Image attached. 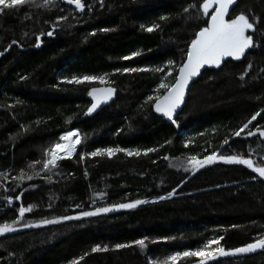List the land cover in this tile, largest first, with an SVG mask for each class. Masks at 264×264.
<instances>
[{
    "label": "trees",
    "instance_id": "obj_1",
    "mask_svg": "<svg viewBox=\"0 0 264 264\" xmlns=\"http://www.w3.org/2000/svg\"><path fill=\"white\" fill-rule=\"evenodd\" d=\"M83 2V12L66 0H56L50 8L25 5L0 12V173H6V178L0 176V223L15 220L20 206H34L17 222L15 232L0 235V264H67L97 243L109 245V250L90 253L80 264H148L215 236H223L222 246L230 249L264 234V180L251 179L256 175L251 169L224 161L197 172L177 167L187 156L202 159L214 150L250 155L264 164V138L231 135L264 110V0H236L230 7V18L240 12L250 21L255 17L254 46L240 59L227 58L219 68L202 69L176 118L178 129L146 102L162 78L160 72L113 70H166L168 60L178 66L187 43L208 18L198 16L196 9L187 14L182 10L202 0H103V6L100 0ZM165 15L169 19L161 21ZM60 16L67 19L58 22ZM153 23L160 28L151 33L140 27ZM132 52L140 55L131 57ZM126 56L130 58L122 59ZM104 73L116 93L85 115L92 102L88 89L103 85H76L62 78ZM175 75L174 68L166 81L174 82ZM257 124L264 126V111L248 130ZM73 128L86 137L76 153L50 171H40L42 163L28 167L42 162L44 150ZM225 137L229 143L222 146ZM188 140L193 142L185 147ZM117 145L157 151L80 159L81 153ZM22 169L40 175L17 181ZM173 188V196L157 199ZM7 197H13L11 204ZM136 199L147 202L78 220L18 226ZM145 236L149 241L144 250L134 245L111 248ZM194 259L181 264H194ZM209 264H264V250L218 257Z\"/></svg>",
    "mask_w": 264,
    "mask_h": 264
},
{
    "label": "snow or ice",
    "instance_id": "obj_2",
    "mask_svg": "<svg viewBox=\"0 0 264 264\" xmlns=\"http://www.w3.org/2000/svg\"><path fill=\"white\" fill-rule=\"evenodd\" d=\"M236 0H202L201 3L188 4L182 11L187 14L190 9H196L198 16L202 14L204 17H208L204 21V26L199 27L198 31L194 32L193 38L186 45V51L184 52V58L182 62L177 66L173 60L167 61V69L163 67L155 69H140V68H116L113 70L114 73H134L140 71H155L162 74L160 82L154 89V94L146 97V102L152 103V107L155 112L162 114L172 124H177L174 115L177 110L181 107L185 100L186 88L190 81L198 76L201 69L204 66H215L219 68L222 61L226 57L240 59L246 54V50L254 46L253 35L248 34L250 30L254 31L255 28V17L253 21L249 20V16L244 12L236 14L232 18H226L230 15V6L235 4ZM56 0H40L37 4V0H0V12L5 9L12 10L17 9L21 6L31 5L42 8L54 7ZM69 5H74L75 9L83 12L86 5L83 0H66ZM101 6H103V0H100ZM67 17L60 16L57 21H64ZM169 16H161V21H167ZM59 24H54L53 27H58ZM141 29L149 33L158 30L160 28L159 23H153L149 26L143 24L140 25ZM100 31L107 32L109 29H101ZM95 32L91 33L94 35ZM41 33L36 36L37 46L41 42ZM47 35H53L52 31H49ZM16 43V41H13ZM11 45H9L10 47ZM7 51V49H5ZM2 54V53H0ZM140 55L139 52H132L131 57ZM130 57H122V59H129ZM248 67H251L249 64ZM176 70L174 82L170 83L166 81L167 77H170L173 73V69ZM247 71V69H246ZM243 76V74H241ZM108 73L101 75H73L69 77H63L62 79L68 83L83 85L91 83H99L102 87H90L87 91V95L91 98V104L87 107L85 115L93 113L101 104L107 103L111 100L116 89L111 86L112 81L108 80ZM20 79H26L22 76ZM154 102V103H153ZM264 110L256 111L250 119L243 123L239 128L232 132L233 137H240L242 135L247 137H253L259 135L264 138V126L257 124L255 128L248 130L250 125L257 121V118L261 116V112ZM247 130V131H246ZM215 131V129H213ZM198 135H203L198 134ZM86 137L81 135L79 129H71L64 131L58 138L57 141L53 142L48 148L44 150V159L41 161H34L28 167L34 169L37 164L42 163L40 171H50L57 165V162L65 157H71L77 152L78 145H81ZM229 137H225L221 145H227L229 143ZM193 141H185V147H187ZM171 140H166L165 144H170ZM159 147H163L160 145ZM157 148H123L120 146L115 147H103L96 148L94 151L81 153L80 159L84 160L87 157H108L112 158L118 153H123L128 157H139L141 154L147 156L149 153L156 152ZM168 159V157H165ZM214 161H224L228 163H237L246 166L251 169L253 175L251 179L255 180L257 176L264 180V164H258L254 162L251 156L242 155H222L218 154V150L212 151L210 154L198 158L197 155H190L186 157L184 164L177 165V167H185L186 170L197 172L199 169L206 165L212 164ZM32 175L39 176V171H33ZM32 175L26 174L22 169L20 175L15 177L17 181L31 180ZM0 176L6 178V173H0ZM45 179H50L48 175H45ZM183 183V181H181ZM179 187V185H177ZM176 193V188H173L166 196L157 197V199L163 200L167 197H171ZM96 195H103V193H97ZM7 203L11 204L13 197H7ZM16 200L20 199V196L15 197ZM145 200H131L127 203L112 204L106 207H97L92 211H79L73 216L63 215L55 217L54 219H41L36 222L35 225L20 223V228H27L30 226H41L56 224L64 221L78 220L83 217H94L101 213H108L113 209H132L138 205L144 204ZM34 206L28 205L20 206L18 209V216L11 223L5 222L0 223V235L13 233L16 231L17 222L25 215L26 212H30ZM161 239L167 240L168 237ZM224 239L223 236H215L206 240L201 246L196 248H186L183 251H173L167 254L163 259H149L148 264H181V262L188 260L189 258H195L194 264H209L210 261L216 260L218 257L236 255V254H248L253 253L256 250H264V234H258L257 238L252 242L243 244L242 246L225 249L221 241ZM148 237H142L140 239L132 240L127 243H116L111 246L114 250L127 248L130 246H138L141 250H144L148 246ZM109 250V245H101L99 243L94 244L87 251H84L81 255L72 258L67 261V264H80L90 253L106 252Z\"/></svg>",
    "mask_w": 264,
    "mask_h": 264
},
{
    "label": "water",
    "instance_id": "obj_3",
    "mask_svg": "<svg viewBox=\"0 0 264 264\" xmlns=\"http://www.w3.org/2000/svg\"><path fill=\"white\" fill-rule=\"evenodd\" d=\"M201 71H202V69H201ZM201 71H200V73H201ZM200 73H199V74H200ZM199 74H198V75H199ZM197 77H198V76L194 77V78L190 81L188 87L186 88L185 100H186V98H187V95H188V93H189V90H190V88H191L192 83L194 82V80H195ZM185 100H184V103H185ZM184 103L181 105V107L177 110L176 114L174 115V118H175V119L177 118V116H178V114H179L181 108L183 107ZM169 122H171V121L169 120ZM175 126H176L177 129L179 128V125H178V124H175Z\"/></svg>",
    "mask_w": 264,
    "mask_h": 264
},
{
    "label": "rangeland",
    "instance_id": "obj_4",
    "mask_svg": "<svg viewBox=\"0 0 264 264\" xmlns=\"http://www.w3.org/2000/svg\"><path fill=\"white\" fill-rule=\"evenodd\" d=\"M230 7H231V6H230ZM226 18H230V17L228 16V17H226ZM252 32H253V30H250L248 34L252 35ZM248 50H249V49H248ZM248 50H246V52H247ZM227 58H231V57H226V58H224V60L227 59ZM233 59H235V58H233ZM224 60H223V61H224ZM223 61H222V63H223ZM222 63H221V64H222ZM205 67H208V66H204V68H205ZM202 69H203V68H202ZM168 78H169V77H167L166 80H167ZM98 88H99V87H98ZM109 101H110V100H109ZM101 105H102V104H101ZM101 105H100V106H101ZM113 210H120V209H113ZM17 229H18V227H16V230H17Z\"/></svg>",
    "mask_w": 264,
    "mask_h": 264
}]
</instances>
